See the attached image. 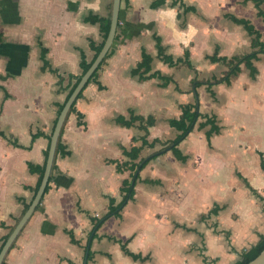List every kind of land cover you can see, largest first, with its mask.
Listing matches in <instances>:
<instances>
[{"label":"crops","instance_id":"crops-1","mask_svg":"<svg viewBox=\"0 0 264 264\" xmlns=\"http://www.w3.org/2000/svg\"><path fill=\"white\" fill-rule=\"evenodd\" d=\"M112 3L0 0V131L23 147L32 144L16 147L0 135V248L39 181L28 163H44L49 140L32 142V135L52 134L74 83L69 76L81 77L83 58L95 59L91 40L103 42L89 18H107ZM232 17L251 21L264 39L252 0L121 1L114 52L66 122L70 154L57 159L51 188L6 264H84L88 249L87 264H234L264 237V53L252 59L254 73L243 63L230 83L220 80L229 66L210 60L254 50L252 36ZM156 37L165 54L182 60L165 63ZM41 44L58 74L41 70ZM144 50L152 72L170 77L168 84L133 73ZM58 75L65 77L60 89ZM186 106L197 115L171 143L182 134L171 121ZM135 116L144 118L148 145L139 120L119 121ZM133 147L141 152L131 161L124 151ZM114 160L139 168L119 172ZM93 218L104 222L94 227ZM122 244L147 258L134 259Z\"/></svg>","mask_w":264,"mask_h":264},{"label":"trees","instance_id":"trees-1","mask_svg":"<svg viewBox=\"0 0 264 264\" xmlns=\"http://www.w3.org/2000/svg\"><path fill=\"white\" fill-rule=\"evenodd\" d=\"M252 1H254L255 5H256V8L258 9V15L261 16L263 18V20H264V9L262 8V4L264 3V0H252ZM112 7H113V3L111 4L110 14H109V16L107 18H100L98 16H91L89 18L90 22L100 25V30H101V32L103 34V42H102L101 45L95 46L94 45V41L91 40V45L93 46V48L95 47L96 52H99L101 50V48H102V46L104 44V41H105V39H106V37H107V35L109 33V29H110V25H111ZM232 19L235 22H237L239 24H242L245 27V29L249 32V34L252 36V46H253L254 50L249 55H245V56H234V57H231V58H227V57H217V56L214 55V56L210 57V60L212 62L223 61L229 66L228 73L222 79H220V80L225 81L226 83H230L231 82V78L233 76L238 75V73L241 70L240 66L243 63H245L248 67H250L251 70L254 73L255 71H254V69L252 67V59L256 58L257 54L264 53V39H262V34L260 33L259 30H257L255 28V26L251 23V21H249L247 19H239L237 17H232ZM115 39H117V34H116ZM4 40H5V37L3 36L2 33H0V43H3ZM156 40H157V47L159 49V56H161V59L165 63H167L169 65H175L176 63H178V62H180L182 60V59L175 60L173 58V56L165 54L164 53V49H163V47H162V45L160 43V39L158 37H156ZM48 52H49V49L44 47V46H42V44H41V59H42V61L44 63V65H43L41 70L42 71L49 70V71H51L54 74H58L57 70L53 69L51 67L50 62L47 60ZM113 52H114L113 49H111L109 51L107 56L102 61V63L100 65V67L98 68V70L101 68L102 65H104L106 63V60L113 54ZM185 57H186V63L188 65L192 66L191 62H190V53L188 51L185 53ZM152 62H153L152 56L149 53H147V51L144 50L143 53H142V60L137 65V67L133 70V73L135 75L136 74L139 75L140 79H144V80L152 78V77H160V78H162L164 80V84L165 85L168 84L171 81V78L168 77V76L163 75L159 71H156V72L153 73L152 72V70H153ZM90 65H91V63H87L85 58H83V60L81 61V66H82L84 72L90 67ZM98 70L93 74V76L90 79V81L97 76ZM58 76L59 77H58V81H57V86H58V89H60L62 87V85H63V82L65 81V77L62 76V75H58ZM69 78L72 81H74V83L69 88V93L67 95V98L70 96L71 92L73 91V89L75 88V86L77 85V83H78V81L80 80L81 77L74 78L73 76H69ZM197 83L199 84V82H197ZM0 88L5 90V88L2 85H0ZM82 92L79 94V97L82 95ZM9 97H10V95L6 92V97L5 98L7 99ZM63 106H64V104L59 106L58 115L60 114ZM193 107L194 106H186V107H184L183 108V114L181 115V117L179 119H173L171 121V125L173 127H176L177 129L182 131V134L179 135L171 143H178L181 140V138L184 136V134L190 128L191 124L193 123V121H194V119H195V117L197 115L196 111L193 110ZM75 111H76V102L73 104L69 114H71V113H73ZM68 117H69V115H68ZM68 117H67V119H68ZM135 120H139L140 121V123H141L140 126L145 131V135H144V137H142L143 144L144 145H148L149 142L147 141V137L149 135V130H148L147 126L144 123V118L143 117L135 116V117L132 118L131 121H126L125 119L121 118L119 121L125 126H131L133 124V121H135ZM66 122H67V120H66ZM66 122L64 124V127L62 129V132H61L58 144H57L56 156H55V160H54V163H53L52 171H51V174H50L49 183H48V185L46 187V190H45V194L50 190V188H51L50 184L54 180L55 174L58 171L57 159L59 157L67 156L68 154H70V151L67 149V145L63 141V133H64ZM0 135L2 137H4L6 140H8V142L13 144L14 146L23 147V146H21L18 143L17 140L12 141V135H7L3 131H0ZM39 136L46 137L49 140V143H48L47 149L44 152V163L43 164L38 165V164L31 163V162L28 163L29 170L31 172H33V173L39 174L38 184L34 188H32V191L34 193L37 192V190H38V188L40 186L43 174H44L46 158H47L48 149H49V146H50L51 134L47 135L43 131L39 130L37 133L32 135V142L36 138H38ZM156 142H158V141L155 140L153 142V144L156 143ZM31 146H32V144L30 146H28V147H23V148L30 149ZM140 152H141V148L140 147H133L131 151H124L125 155H127L130 158L131 161L136 160L139 157ZM174 152L177 154V156H179V157L181 156L179 151H177L176 147H174ZM110 162L116 164V169L119 172H122L125 169H131L134 173H136L137 169L139 168V163H135V162L132 163V164H129L128 162H120L118 160H114V161H110ZM124 190H125V192H129L130 191V184H128L127 182L125 183ZM29 206H30V203L29 204H25V210H24L23 214L26 212V210L28 209ZM39 206L37 207V209L39 208ZM115 209H112V210H115ZM112 210H111V212H112ZM92 221H93L94 227H97V228H99L104 222L102 218H99V219L93 218ZM13 229H14V227H12L11 232L13 231ZM67 232L70 234L72 242L73 243H78L76 241L74 235H73V232L72 231H68V230H67ZM9 235L4 239L1 247L3 246V244L5 243L7 238L9 237ZM15 244H16V242L13 244L12 248H14ZM122 246H123L124 252L127 255L133 257L134 259L145 260L147 258V257H143L142 255L135 254V253L131 252L127 248V244H122ZM263 249H264V237H262L261 240L255 246H253L250 250L244 252L241 255V258L237 262H235L234 264H248L251 260L256 258L261 253V251ZM90 258H91V254L89 253L88 259H90ZM3 264H6V258H5L4 262H3Z\"/></svg>","mask_w":264,"mask_h":264},{"label":"water","instance_id":"water-1","mask_svg":"<svg viewBox=\"0 0 264 264\" xmlns=\"http://www.w3.org/2000/svg\"><path fill=\"white\" fill-rule=\"evenodd\" d=\"M121 1L122 0H113L111 25H110L109 33L104 41V44L101 50L96 55L93 62L91 63L90 67L82 74L80 80L78 81L77 85L71 92L70 96L67 98L60 114L57 117L56 123L54 124L53 131L50 137V146L48 149V155H47L46 163H45V170H44V174H43L40 186L37 192L35 193L30 203V206L28 207L26 212L23 214L21 219L17 222L13 231L10 233L9 237L7 238V240L1 247L0 264H3L13 244L17 241L19 235L21 234V232L23 231V229L25 228V226L27 225V223L29 222L33 214L35 213L37 207L40 205L43 199V196L45 195V190L49 183L50 174H51L53 163H54L55 156H56L57 144H58L62 129L64 127V124L70 113V110L73 104L77 101L81 91L85 88V86L87 85V83L89 82L93 74L100 67L102 61L109 53L115 41L118 24H119ZM88 251L89 249L86 252L84 264H87ZM248 264H264V249L261 251V253L256 258L251 260Z\"/></svg>","mask_w":264,"mask_h":264}]
</instances>
